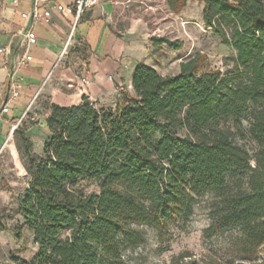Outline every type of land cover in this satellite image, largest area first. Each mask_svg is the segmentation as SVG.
<instances>
[{"label": "trees", "instance_id": "16d2710c", "mask_svg": "<svg viewBox=\"0 0 264 264\" xmlns=\"http://www.w3.org/2000/svg\"><path fill=\"white\" fill-rule=\"evenodd\" d=\"M187 1L169 0L170 9L179 12ZM202 1L203 22L235 51L234 67L213 69L204 53L181 62L176 75L140 63L133 91L123 90L114 108L85 96L79 105L49 103L51 137L42 153L25 129H15L30 179L17 197L23 224L13 231L21 239L26 227L38 251L32 260L13 257L14 264H124V250L146 242L135 226L162 232L187 222L208 194L215 196L208 230H238V264H264V0ZM236 136L253 142L255 155ZM82 180L100 192L87 193ZM191 257L185 251L177 259L190 260L178 263L234 264Z\"/></svg>", "mask_w": 264, "mask_h": 264}, {"label": "rangeland", "instance_id": "374dc122", "mask_svg": "<svg viewBox=\"0 0 264 264\" xmlns=\"http://www.w3.org/2000/svg\"><path fill=\"white\" fill-rule=\"evenodd\" d=\"M5 7L6 0H0V24ZM112 7L111 26L114 32L121 37L128 34L129 48L135 52L125 61L129 67L132 62L136 65L144 63L153 66L164 76L176 75L180 71L181 62L197 53H204L213 69L224 72L235 66V51L205 26L202 0H188L187 5L179 12L170 9L169 0H113ZM151 37H165L179 43L180 47L174 49L165 44L154 46ZM66 67H70L69 62H66ZM76 73L79 77L82 76L80 72ZM122 91L121 88L117 89L113 99L99 105L91 101L100 109L114 108ZM49 103H54L51 96H40L22 121L15 125V129H25L38 153H42L44 143L51 137L46 124L50 113ZM78 104L79 101L76 105ZM249 122L248 118L244 119L246 127ZM219 125L235 132L231 120L220 121ZM180 134L183 136L184 132ZM235 140L251 155H255L256 146L253 142L237 136ZM29 179L25 147L19 135L14 133L5 147L0 149V213L7 225L6 230H0V264H14L15 256L32 260L38 251V245L26 227H23L21 239H16L13 231L17 223L23 224L21 216L16 215L17 197L23 192ZM80 185L87 193L100 192L99 185L94 181L82 180ZM214 202L215 196L212 194L198 198L189 221L173 223L162 232L147 226H135L144 233L146 242L138 247L125 249L124 264H179L177 257L185 251H189L191 259L198 262L216 258L226 263H240L243 259L239 248L240 232L208 230L212 223L210 213ZM11 215L13 218L9 217ZM67 235V232L62 234L63 237ZM260 255L264 257V247L261 248ZM189 260L190 258H184L180 263Z\"/></svg>", "mask_w": 264, "mask_h": 264}, {"label": "crops", "instance_id": "0c3cea01", "mask_svg": "<svg viewBox=\"0 0 264 264\" xmlns=\"http://www.w3.org/2000/svg\"><path fill=\"white\" fill-rule=\"evenodd\" d=\"M75 1L40 4V12L51 11L50 21L34 24L38 41L29 47L28 60L17 66L16 57L24 52L21 31L29 24L20 13L31 11L33 0H20L17 6L14 0H6L0 24V48L10 45L11 53H0V149L13 137L16 123L44 94L61 106H72L78 101L81 104L84 96L99 105L113 99L119 88L133 91L131 76L136 64L132 62L129 67L125 61L135 52L129 48V35L119 36L111 26L113 0H99L86 8L66 47L75 21L72 7ZM57 2L64 6L63 10L56 8ZM65 48L64 56L60 57ZM66 62L70 67H66ZM15 84L20 94L13 99ZM7 103L9 112L4 114L1 110Z\"/></svg>", "mask_w": 264, "mask_h": 264}, {"label": "built area", "instance_id": "2783aa9c", "mask_svg": "<svg viewBox=\"0 0 264 264\" xmlns=\"http://www.w3.org/2000/svg\"><path fill=\"white\" fill-rule=\"evenodd\" d=\"M49 1H56V0H33V9L31 11H23V12L20 13L22 19L27 21L29 24H28V26L25 27V29H22V31H21V35H22L21 46H22L24 52H23V55H20V56L16 57L15 62L17 64V66H22L26 62V60H28V55L27 54H28L29 47L31 45L37 43V41H38L37 34L35 33V30H34V24H36V23H38V22H40L42 20H45L47 22L50 21L51 11L49 9H46L43 12L39 11L40 4L46 3V2H49ZM98 1L99 0H76L73 3L72 7H73V10H74V13H75V21L73 23V27H72L71 33H70V35L68 37L66 47L69 45V42H70V40H71V38H72V36L74 34V31H75V29L77 27V24H78L79 20L82 17V14H83L84 10L86 8L94 6L95 4L98 3ZM19 3H20V0H14V5L17 6V5H19ZM55 6H56V8L59 11L63 10V8H64V6L62 4H60V3H58V2L56 3ZM65 50H66V48L61 53L60 57L64 56ZM0 53L10 54L11 53L10 45L5 46V47H1L0 48ZM110 79H112V76H110ZM82 81L83 82H87V79L83 78ZM18 87L19 86L17 84L14 85V90H13V93H12V98L13 99H15L20 94V91H19ZM1 112L4 113V114L9 112V104L8 103L5 104L2 107Z\"/></svg>", "mask_w": 264, "mask_h": 264}]
</instances>
